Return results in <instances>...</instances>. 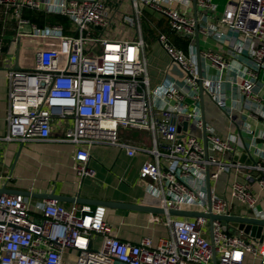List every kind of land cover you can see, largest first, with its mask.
<instances>
[{"label": "built area", "instance_id": "obj_1", "mask_svg": "<svg viewBox=\"0 0 264 264\" xmlns=\"http://www.w3.org/2000/svg\"><path fill=\"white\" fill-rule=\"evenodd\" d=\"M132 2L135 17L125 15V21L139 27V4L154 9L189 42L191 55L196 35L227 45L229 57L240 58L246 65V74L235 84L246 98L262 101L255 83L264 70V0H226L219 19L224 30L174 6L189 5V0ZM197 3L206 10L215 9L212 0ZM0 4L6 9L13 7L17 29L11 39L16 64L7 69V132L2 139L22 143L51 139L57 119L64 123L63 135L57 139L76 146L73 158L81 176L91 172L88 160L93 144L114 145L129 155L149 152L152 158L143 162L140 176L166 210L164 221L170 228L169 236L157 242L143 237L131 243L114 234L104 205L82 206L77 212L75 206L68 208L51 199L37 219L30 214L22 193H0V264H64L65 249L77 253L75 264H264V236L235 234L229 226L226 230L220 219L168 213L169 209H188L231 215L237 214L239 203L248 211L239 215L264 219V208L258 205L250 186L257 183L264 191V164L260 161L264 145L254 140L246 147L250 155V148L257 152L248 165L223 158V154L235 152L237 143L220 137L206 124L211 147L204 146L198 136L179 131L186 119L204 127L199 107L200 79L204 89L224 107L219 81L203 79L193 56L161 33L158 43L183 72L188 89L174 84L152 88L142 35L120 40L104 33L111 23L105 0H0ZM23 7L68 16L72 32H64L60 22L37 25L21 13ZM200 54L218 69L229 65V57L215 49ZM153 94L173 103L169 108H156L151 101ZM246 117L264 125V111H246ZM124 128L151 132L153 147L124 139ZM233 168L245 175L244 180L226 183L229 196L215 192L212 181ZM94 234L102 239L98 248L91 245Z\"/></svg>", "mask_w": 264, "mask_h": 264}, {"label": "crops", "instance_id": "obj_2", "mask_svg": "<svg viewBox=\"0 0 264 264\" xmlns=\"http://www.w3.org/2000/svg\"><path fill=\"white\" fill-rule=\"evenodd\" d=\"M105 1L111 11V23L104 30L107 36L131 40L142 35L151 87H168L174 84L186 91L188 86L184 79L170 71L173 64L157 38L159 34L166 33L172 43L191 55L189 42L170 28L163 15L150 7L139 4L142 13L139 15L140 26L138 27L137 24L128 23L123 19L125 15L135 17L132 0ZM212 1L215 5L214 10L200 7L197 0H189V5L186 6L178 3H174V6L183 8L188 14L197 15L201 21L215 24L224 30L226 27L220 23L219 19L226 0ZM13 16V7L6 9L5 5L0 4V189L6 187L10 190L25 191L26 194L23 195L30 206V214L37 219L43 216L45 202L52 199L41 196L54 192L61 198L56 199L57 201L68 208L75 206L77 212H80L82 206L88 205L93 208L96 205L91 202L101 201L97 205L106 206V220L113 227L114 234L123 241L138 243L143 237H150L157 242L159 238L169 236L170 228L164 221L165 213L141 208L143 206L162 207L155 196L149 193L140 176L141 165L146 159L152 158L149 152L139 151L129 155L125 150L114 145L93 144L90 147L88 160L91 172L81 176L77 174L73 158L76 146L57 139L63 135L64 128V123L57 119L53 123L51 139L30 140L24 143L2 139L7 132L9 86L7 69L13 63L16 64V52L12 50L11 44V39L16 37L17 32ZM72 28L71 23L68 26L64 25V32L70 33ZM194 43L195 52L191 56L196 61L198 72L201 71L203 79L219 81L225 99L224 107L221 108L213 97L205 95L203 104L199 103L200 114L204 116L206 125L211 127L217 135L222 138H231L237 143L235 152L223 154V158L241 160L251 165L252 157L256 159L257 152L250 148V155L246 147H250L254 140L261 143L263 147L264 125L246 117V111H264V70L259 72L255 83V91L262 98L261 102H257L246 98L235 84L239 76L246 74V65L240 58L229 57L227 45L202 35ZM205 49H215L228 56L229 65L218 69L202 54L198 55V52ZM151 101L156 108L160 109L169 108L173 103L157 94L152 95ZM200 129L199 138L203 142L202 128ZM187 132L196 135L192 133L190 124ZM121 136L148 149L153 147L152 134L147 130L124 128ZM260 155V161L264 164V152L261 151ZM249 159L252 160L251 163L247 162ZM244 178V174L233 168L230 173L224 172L217 180H213L212 185L215 192L226 193L229 196L226 183L235 179L244 180ZM250 184L257 195L258 205L264 208V191L257 183ZM236 209L237 214H248L247 208L242 204L236 203ZM92 237L91 245L95 248L100 247L101 236L94 234ZM75 253L72 249H65L64 264L73 263Z\"/></svg>", "mask_w": 264, "mask_h": 264}, {"label": "water", "instance_id": "obj_3", "mask_svg": "<svg viewBox=\"0 0 264 264\" xmlns=\"http://www.w3.org/2000/svg\"><path fill=\"white\" fill-rule=\"evenodd\" d=\"M199 36L196 35V39ZM198 55L200 56V53L198 52ZM170 71L177 75L178 77H183V72L180 70V68L173 64V66L170 68ZM199 75H201V71H199ZM199 91H200V100L199 103L203 104L204 101V96L208 95L211 97V95L204 89L202 79H200V86H199ZM203 121H204V116H202ZM190 124V121L188 119L184 120L181 125H179V131H187L188 126ZM205 121H204V127H202V140L204 146H210L211 144L207 141V134H206V129H205ZM248 163H251L252 160H248ZM207 185H208V191L209 194L211 193V184H210V179L207 177ZM21 192L22 194H26L25 191H19V190H10L6 189V187L0 189V193H19ZM59 195H56L54 192L53 193H46L42 195L41 197L44 198H49V199H58L60 200L61 198L58 197ZM101 201H95L91 202L95 205L99 204ZM107 204V203H106ZM108 205V204H107ZM140 208V207H139ZM142 209H146L148 211L152 212H158V213H166V210L163 207H141ZM169 214L172 215H178V216H185V217H197V216H204L207 217L210 221L214 219H220L224 228L228 230V226L238 230L239 232H243L246 235H250L252 237H257L262 239L264 236V219H259L256 217L252 216H245V215H239V214H231V215H215L211 212L209 213H202L198 211H191L188 209H169L168 210Z\"/></svg>", "mask_w": 264, "mask_h": 264}, {"label": "trees", "instance_id": "obj_4", "mask_svg": "<svg viewBox=\"0 0 264 264\" xmlns=\"http://www.w3.org/2000/svg\"><path fill=\"white\" fill-rule=\"evenodd\" d=\"M22 12L24 16L30 17L39 26H44L45 24L52 22H60L65 26H68L71 23L68 16L60 13L48 12L45 9L24 7Z\"/></svg>", "mask_w": 264, "mask_h": 264}, {"label": "rangeland", "instance_id": "obj_5", "mask_svg": "<svg viewBox=\"0 0 264 264\" xmlns=\"http://www.w3.org/2000/svg\"><path fill=\"white\" fill-rule=\"evenodd\" d=\"M190 128H191V131L192 133H195L198 137L200 136L201 134V129L199 127H197L193 121L190 122ZM232 232L235 233V234H239V231L236 230V229H232ZM76 257H77V253L73 254V263H70V264H74L75 261H76ZM250 264V262H249Z\"/></svg>", "mask_w": 264, "mask_h": 264}]
</instances>
